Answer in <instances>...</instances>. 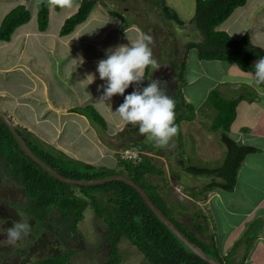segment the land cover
I'll use <instances>...</instances> for the list:
<instances>
[{
	"label": "rangeland",
	"instance_id": "obj_1",
	"mask_svg": "<svg viewBox=\"0 0 264 264\" xmlns=\"http://www.w3.org/2000/svg\"><path fill=\"white\" fill-rule=\"evenodd\" d=\"M95 1L96 3L93 6V14L100 15L103 13L107 17L108 22L115 27V23H118L120 26L134 25L135 27H138L142 33L149 34L153 37V43L150 47L152 48L153 57L161 67L154 71L150 67L146 79L140 87H146L149 83V79L147 78H151L154 74L156 75V73H160L163 75L158 79L163 80L162 77L167 76L174 84L171 88V92L168 94L170 96L174 95L176 88L181 82H179L176 76L178 68L172 70L169 62L173 57V60L178 64L184 53V45L188 42H197L201 39L199 32L188 22L194 15L195 0H165L166 5L175 10L179 18L184 22L182 26L175 25L173 21L162 19L158 11V8L160 7L156 0H126L125 2L116 0ZM41 3L47 5V0H42ZM41 3L38 4L37 0H0V19L16 6L24 5L26 9L30 11L32 21L24 24L22 30L32 29L36 31V10L40 8ZM77 5L78 1L73 0V5L70 8L57 7L60 8L59 12L50 10L51 13L48 15V32L54 33L60 20L71 16L72 8H75ZM253 8H258V10L262 9V11L255 13L250 17L249 13ZM237 9L242 11H237ZM64 11L69 14L66 18H64L65 15L62 17ZM109 11L111 14L107 16L106 13ZM238 12H242L238 14L242 16H240L237 23L231 24L233 29L228 30L227 34L229 36L236 34L237 37H240L245 34L247 35L248 33L249 35L253 33L252 37L255 41L264 45V28L259 27V23L264 20V0H247L244 6L234 9L232 14L223 22V24H228ZM257 14L258 16L256 17ZM101 20L105 21L104 19ZM105 25L106 22L101 24L99 27V30L101 29L99 33L105 31L103 30ZM20 30L21 27L14 32V40L11 44H15L18 40L16 34H18ZM120 30L121 28L117 31L119 32ZM68 35H71V33ZM80 35L84 38L89 37V34L82 35L81 33ZM77 42L80 41L78 40ZM38 43L40 44V42ZM85 43L84 47L86 48L87 53L99 52L96 49V40L93 39L90 40V42ZM121 44L128 45L130 42H127L125 38L121 39L120 43H117V45L116 42H113L111 46L109 43L101 42L100 45L102 46V49L100 52L105 54L106 50L109 48H114ZM36 47L39 48L38 46ZM11 49L12 45L10 44L7 46H2L0 44V57L3 55V52L1 51H11ZM29 49L30 46L27 43L25 46V54L28 55ZM170 54H172V57H170ZM35 56L37 59L42 57L41 55L39 56L38 52L35 53ZM45 56L47 66L52 68V58H50L47 53H45ZM186 57V66L183 74L185 86L180 88L186 100L193 106L194 118L188 121L181 120L180 122L181 146L183 150H181V148H176L180 146H178L179 143H176L175 138H173L168 147L163 149L158 148L153 152L154 154L146 151L142 147H126L123 149V147L129 144V142L150 145L149 143L152 141H149L146 137H142L138 133V128H135L130 124H125L115 113L119 105L123 103V96L117 94L114 95L110 101L99 102V98L103 94V89L99 88V86L104 84L105 81H101L98 77L99 73L96 71L98 61L95 62L96 68L93 70L94 79L92 76H89V81L88 77L86 82L80 81L79 79L82 74L79 75L76 71L78 72L82 69L83 63H73V65L76 66V70L73 73H70L67 81H62L61 85L64 90H66L67 87L71 90H80L79 93L75 92V95H71L69 100L67 97H64V103H72V106H83L85 104L92 106L103 118L105 122L104 129L97 126V128H95L89 122L87 124L84 123V125L81 122L80 126L70 123L61 126V130L56 133V130L60 127V121L59 119L56 121L54 114L50 113L43 105V107H39L38 109L36 107V111L46 117L48 123L39 125L37 130L40 134H36L40 136V141L55 153L62 152L66 157L75 162L89 163L93 161V165L109 168H116L117 158L135 160L137 158V151L142 150L144 154L154 157L155 165L164 170L163 177L151 176L149 179L155 184H160L162 178L166 179L168 182V201L172 202L173 206H176L175 201L183 202L188 211L196 210L197 207L202 210L201 207L197 203H194L188 196V193L195 192L208 182V179L205 177H194L185 172L184 168L178 164V156L179 153H181L184 159H189L190 161L187 162L186 160V165L192 164L198 167H216L222 162L224 158V146L219 139L220 131H213L210 128L211 120L215 115V111L207 103L206 97L211 90L216 89L225 98L233 99L242 89L230 90L227 88V83H224V85H218V83L226 82L227 80L225 76H222V67L218 68L215 66L214 61L198 60L195 49L189 50ZM75 58L74 55L71 56V54H69L68 60L74 61ZM69 61L63 64L65 70L67 65L71 64ZM222 65L227 69L229 68V78L246 79V74L240 71L233 63L225 62L222 63ZM253 65L254 63L249 67L250 70H254ZM71 66L72 64L69 67ZM86 67L92 68V65L87 64ZM39 68L41 70V66H39ZM57 69L55 72L56 74L49 73L48 80L49 82H52V85H56L55 83L59 84ZM41 71L43 72V70ZM9 75H11V78L14 79V81L21 82L19 85L13 83L11 86L13 88L7 91V96L10 98L13 96H16L17 98L20 97L26 82H35L33 78L28 77V72L25 73V71L12 70ZM0 85L1 88L8 89V86L3 85L1 82ZM133 85L135 86V84ZM133 85H130L129 88L126 89L124 95H128L133 91ZM37 93H39V89H37ZM7 96H4L5 99H8ZM4 97H2L3 99L0 98V108ZM29 99H31L30 95H22L19 98V101L24 102L25 100L28 102ZM29 102H32V100ZM25 110L26 108L24 109L21 103L16 106L13 113L9 115V118L10 116L13 117L11 118L13 124H16L15 121H17L16 117L18 114L21 113L20 115L24 116ZM20 128L26 131L25 128ZM26 133L29 134L27 131ZM31 135L35 137L34 134ZM97 135L100 141L106 145L100 143L99 140L98 142L100 145L98 146L96 144ZM59 143L65 151L60 148ZM108 147L113 149L115 155L113 154L112 156L109 151L104 149ZM125 150L126 154L124 152ZM72 189H74V192H78L76 188ZM26 203L27 200L24 197L23 190L19 183L13 181L9 177H4L2 181H0V264H35L38 259L46 255L57 254L66 251L67 249L75 251L70 258L69 264H104L109 259V245L105 240L108 230L103 222L94 215L91 208L84 210L83 220L78 223L76 232L72 234L67 232L62 233L59 230L60 227L55 223H51L52 229L46 227L37 229L38 224L35 223L34 218L25 210ZM175 218L177 221L186 223L191 227L189 223L190 217L187 214L176 212ZM18 221L28 222L32 229L31 233L28 237L22 238L15 245H9L7 243L5 230ZM223 225L226 228L224 221ZM56 233H62V235H56ZM62 236L64 237L63 239H61ZM117 247V252L119 254L118 264H146L140 252L126 239L122 238Z\"/></svg>",
	"mask_w": 264,
	"mask_h": 264
},
{
	"label": "trees",
	"instance_id": "obj_2",
	"mask_svg": "<svg viewBox=\"0 0 264 264\" xmlns=\"http://www.w3.org/2000/svg\"><path fill=\"white\" fill-rule=\"evenodd\" d=\"M125 2L126 0H116ZM159 15L162 19L173 21L175 25L182 26L183 21L165 0H156ZM247 0H195V11L188 21L199 32L201 39L197 42H188L184 45V53L178 64L171 60L169 65L172 70L178 68L177 79L181 84L173 95L176 101V123L181 120L194 118L193 106L186 101L181 91L185 86L183 74L186 65V54L195 49L200 61H220L233 63L242 71L247 72L250 60L264 57V49L251 43L248 35L239 39L232 38L225 31L217 30L237 7L244 6ZM95 0H79V5L74 14L67 17L59 30L60 35L70 34L74 28L83 23L90 14ZM55 9H58L55 7ZM49 8L41 3L36 14L37 30L44 31L48 23ZM30 19V12L24 5H18L8 11L0 22V41H9L13 31L18 26L25 24ZM150 68V67H149ZM146 70L145 76L149 72ZM177 86V85H176ZM207 103L214 109L215 115L211 120L210 128L220 131L219 139L224 146V158L216 167H198L185 164L187 159L179 153L178 164L185 172L194 177L208 179L202 187L195 192H189L188 196L194 203L204 200L205 193L212 189H220L231 192L235 184L237 170L246 155L256 152V148L249 145H239L228 136L229 126L235 118V109L241 96L227 99L216 89L211 90L207 97ZM83 115L95 128L104 129L105 122L92 106H84L74 109ZM188 113V114H187ZM97 126V127H96ZM30 151L48 167L58 174L75 179L91 180L105 178L112 175H123L140 186L153 204L188 238L197 245L210 258L223 264H243L246 254L235 259L237 248L241 241L234 244L230 252L222 256L211 232L208 220L203 211L198 207L188 211L183 202H177L173 206L167 198L168 182L165 178L161 183H153L151 176H164V170L156 166L155 158L137 151V158L119 159L116 168L97 166L89 163L75 162L66 157L62 152H54L39 138L26 133L19 126H15ZM176 148L182 149L181 130L174 137ZM129 142L124 148L142 147L153 153L158 148L138 142ZM154 154V153H153ZM189 159L187 160V162ZM190 162V161H189ZM9 177L19 183L27 203L26 212L34 218L37 229L51 228V223L57 224L62 233H75L77 225L83 220V212L91 208L94 215L106 226L108 232L105 240L109 245V259L104 264H118V243L122 238L126 239L142 255L146 264H208L194 255L177 237L158 219V217L146 206L140 195L129 185L121 181H110L95 186L68 185L59 182L39 165L29 159L18 147L15 138L0 120V181ZM77 189V193L74 189ZM75 189V190H76ZM187 214L189 223H181L176 220L175 213ZM53 221V222H52ZM259 222L249 225L245 237L250 241L255 237L259 229ZM62 233H56L59 235ZM64 237L62 236L61 239ZM248 250V246L245 251ZM75 251L67 249L57 254H49L37 260L35 264H69Z\"/></svg>",
	"mask_w": 264,
	"mask_h": 264
},
{
	"label": "crops",
	"instance_id": "obj_3",
	"mask_svg": "<svg viewBox=\"0 0 264 264\" xmlns=\"http://www.w3.org/2000/svg\"><path fill=\"white\" fill-rule=\"evenodd\" d=\"M77 1L79 5V0ZM78 5L75 8H72V14L76 12ZM39 9L40 8L36 10V13ZM50 10L59 12L60 8H49L48 15L51 13ZM237 11L242 10L237 9ZM260 11H262V9L258 10V8H253L249 13L250 17ZM93 12L94 8H92L87 19L74 28L71 35L67 34L66 36L59 34V30L65 19L60 20L54 33H49L48 19L47 27L44 31H35L32 29L22 30L24 25L22 24L15 28L9 41H0L2 46H7L8 44L12 45L11 51H1L3 52V55L0 57V82L3 85L8 86V89L0 87V98L5 95L7 96V91L13 88L11 87L13 83L17 85L21 83L20 81H14V79L11 78L9 73L12 70L25 71V73L28 72V77L33 78L35 81L26 82L24 90L21 93V96H31V99H29L28 102L25 100L24 102L19 101L21 96L18 98L16 96L11 98L7 96L8 99H5L4 97L0 110L8 118L19 103L23 105L24 109L26 108L24 116L20 115V113L16 117V124H13L11 119L13 117L10 116L9 119L14 126L23 127L27 132H29V134H34L35 137L39 138L40 136L36 134H40L37 128H39V125L41 124L48 123V119L36 111L39 107H43V105L50 113L54 114L56 121L57 119L60 121V127L56 130V133L61 130V126L69 123L78 126L81 125V122L83 125L84 123H88L83 115L74 111V109L84 107L87 104L83 106H72V103L65 104L63 101L64 97H67L69 100L71 95H75V92L79 93L80 90H71L68 87L64 90L61 85L62 81H67L69 74L76 70V66L73 65V63L80 64L81 62L83 63L82 69L78 72L76 71V73L79 75L82 74L79 79L80 81L86 82L87 77L89 81V76H93V70L96 68L95 62L107 58L106 53L103 54L100 52L102 49V46L100 45L101 42L109 43L110 46L113 42H116L117 45V43H120L121 39L125 38L127 42H130L129 39H136L140 33H142V31L134 25L120 26L118 23H115V27L108 22L107 17L103 13L98 15L95 13L93 14ZM240 13L242 12L235 14L228 24L221 23L217 29L221 31L224 30L226 33L228 30L233 29L231 24L237 23L240 16H242L238 15ZM110 14V11L106 13L107 16ZM67 16H69V14L64 11L62 13V17L66 18ZM257 16L258 14L256 17ZM2 18L0 19V22ZM101 19H104L105 21H102ZM30 21H32L31 14L28 22ZM104 22H106V27H103V30L105 31H101L102 33H99L101 30H99V27ZM20 27L21 30L18 34H16L18 40L15 44H11L14 40V32ZM259 27L264 28V20L259 23ZM119 28H121V30L118 32L117 30H119ZM81 33L82 35L89 34V37L84 38L80 35ZM247 35L253 45L264 49V45L255 41L252 37L253 33L250 35L248 33ZM231 37L235 39L240 38L237 37L236 34H233ZM93 39L97 41L95 45L99 52L87 53L84 43L90 42V40ZM78 40L80 42H77ZM38 42H40L41 46ZM27 43L30 46L28 55L25 54V46ZM36 46L40 49L43 47V49L40 50ZM37 52L39 56H42L40 59H37L35 56V53ZM45 53H47L53 60L51 65L52 68H49L46 64ZM69 54L76 57L74 61L68 60ZM257 60L258 59L250 60L249 67H251V64L255 63ZM67 61H69L72 66L69 67L71 64L67 65L65 70L63 68V64ZM214 63L218 68L222 67V76L227 78L226 82H220L218 85H224V83H227V88L230 90L242 89L239 91L237 96L234 97L237 98L238 96H241V100L236 105L235 118L230 124L227 134L239 145H249L255 147L256 152L246 155L243 159V162L237 170L235 184L231 192H225L220 189H212L207 191L205 193L204 200L197 202V204L201 207L206 219L209 221L210 230L215 234L217 247L222 256L228 254L234 244L243 239L240 246L237 248L235 259L239 258L242 254H246L243 264H264V94L258 92L256 88L249 83L252 80L251 73L254 74V70H250V68H248V71L244 72V74H246V79L244 80L232 77H230L232 78L230 79L228 77V72H230L229 68L227 69L224 65H222V63L225 62L214 61ZM87 64H91L92 68H87ZM39 66H41V70H43V72L40 70ZM56 69L58 70L59 84L55 83L56 85H52V82H49L48 77L50 72L56 74ZM133 87L135 88L136 85H133ZM37 89H39V93H37ZM30 100H32V102H29ZM96 138V144L99 146L100 144L98 140L100 141V139L98 135ZM100 143L103 142L100 141ZM103 144L106 145L105 143ZM59 145L60 148L63 149L60 143ZM104 149L109 151L113 156L114 152L112 148L108 147ZM63 151L65 150L63 149ZM89 164L94 163L91 161ZM223 221L226 228L223 225ZM257 222H259L260 227L256 231L255 237L250 241L249 238L245 237V232L247 231L249 225ZM247 246L248 250L245 251Z\"/></svg>",
	"mask_w": 264,
	"mask_h": 264
},
{
	"label": "clouds",
	"instance_id": "obj_4",
	"mask_svg": "<svg viewBox=\"0 0 264 264\" xmlns=\"http://www.w3.org/2000/svg\"><path fill=\"white\" fill-rule=\"evenodd\" d=\"M42 0H37L41 3ZM73 0H47L49 8H70ZM128 38V36H127ZM129 39V38H128ZM130 44L118 45L106 50V59L97 63L96 71L99 78L105 81L99 88L103 94L99 102L110 101L114 95L124 97L115 113L125 124L138 128V133L152 141L154 147L163 149L179 134L180 128L176 123V101L167 94V81L149 79L146 87H140L146 79V70H157L161 66L153 57V37L140 33L138 38L129 39ZM251 83L258 92L264 94V57L259 58L253 65ZM94 79V76H92ZM92 79V80H93ZM135 84L133 91L124 95L130 85ZM31 226L26 221H18L8 227L5 232L7 243L15 245L31 233Z\"/></svg>",
	"mask_w": 264,
	"mask_h": 264
},
{
	"label": "water",
	"instance_id": "obj_5",
	"mask_svg": "<svg viewBox=\"0 0 264 264\" xmlns=\"http://www.w3.org/2000/svg\"><path fill=\"white\" fill-rule=\"evenodd\" d=\"M0 120L5 124L7 129L13 135L16 143L20 150L34 163L39 165L44 171L49 173L53 178L61 183L68 185H79V186H95L99 184H104L110 181H121L132 187L143 199L146 206L158 217V219L181 241L194 255L199 257L201 260L208 264H223L222 262L208 257L201 248L192 243L186 236L153 204L149 199L145 191L138 186L134 181L128 179L123 175H112L105 178H97L91 180H75L71 178L64 177L58 174L54 169L48 167L43 162H41L27 147L21 136L17 133L15 126L12 124L10 119L0 110Z\"/></svg>",
	"mask_w": 264,
	"mask_h": 264
},
{
	"label": "flooded vegetation",
	"instance_id": "obj_6",
	"mask_svg": "<svg viewBox=\"0 0 264 264\" xmlns=\"http://www.w3.org/2000/svg\"><path fill=\"white\" fill-rule=\"evenodd\" d=\"M161 75H163V74H160V73H156V75L154 74L152 77H151V79H158ZM163 78V81H167V94H169V92H171V88H172V86L174 85L173 83H172V81L170 80V78H168L167 76H163L162 77Z\"/></svg>",
	"mask_w": 264,
	"mask_h": 264
},
{
	"label": "built area",
	"instance_id": "obj_7",
	"mask_svg": "<svg viewBox=\"0 0 264 264\" xmlns=\"http://www.w3.org/2000/svg\"><path fill=\"white\" fill-rule=\"evenodd\" d=\"M124 152H125V154H126V150H125Z\"/></svg>",
	"mask_w": 264,
	"mask_h": 264
}]
</instances>
